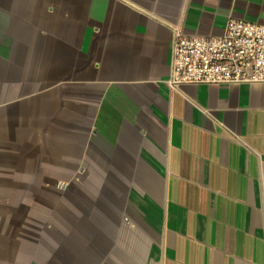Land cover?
<instances>
[{
  "label": "crops",
  "instance_id": "1",
  "mask_svg": "<svg viewBox=\"0 0 264 264\" xmlns=\"http://www.w3.org/2000/svg\"><path fill=\"white\" fill-rule=\"evenodd\" d=\"M230 18L264 0H0V264H264V83L168 84Z\"/></svg>",
  "mask_w": 264,
  "mask_h": 264
},
{
  "label": "built area",
  "instance_id": "2",
  "mask_svg": "<svg viewBox=\"0 0 264 264\" xmlns=\"http://www.w3.org/2000/svg\"><path fill=\"white\" fill-rule=\"evenodd\" d=\"M264 83V25L230 18L222 35L174 38L170 86Z\"/></svg>",
  "mask_w": 264,
  "mask_h": 264
}]
</instances>
